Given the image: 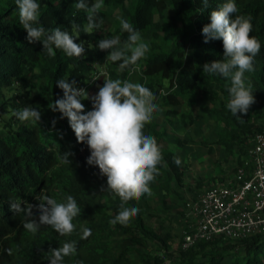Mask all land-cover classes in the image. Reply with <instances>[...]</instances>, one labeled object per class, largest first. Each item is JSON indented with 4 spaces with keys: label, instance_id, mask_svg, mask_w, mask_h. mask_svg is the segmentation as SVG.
Segmentation results:
<instances>
[{
    "label": "trees",
    "instance_id": "16d2710c",
    "mask_svg": "<svg viewBox=\"0 0 264 264\" xmlns=\"http://www.w3.org/2000/svg\"><path fill=\"white\" fill-rule=\"evenodd\" d=\"M75 2L41 0L40 23L46 29L61 27L70 32L74 23L80 25V36L75 42H84L85 53L81 58H69L61 50H56L55 57L47 56L42 42L28 41L15 0H0V118L4 120L0 123V264H49L48 252L71 240L77 242V252L65 257L64 264H163L165 254L152 256L145 248L149 240L156 238L168 247V237L160 236L149 227L141 211L135 215L134 224L113 223L125 203L138 207L137 200L124 202L118 193L107 190V177L98 166L86 163L90 155L87 144L77 140L68 118L51 108L63 96V90L56 84L59 79L69 82L75 79L87 91L88 99L82 101L85 112L92 110V98L105 80H133L134 71L119 72V62L108 61V51L98 48V41L105 38L98 30L92 34L82 31L87 24V13L75 9ZM222 3L223 0H210V6L205 8L202 0H105L104 5L120 8L126 20L141 34L152 32L151 37L144 38L151 48L138 61V68H142V82L157 93L159 106L175 107L168 108V112L179 113L185 124L187 118L193 122L190 108L203 85L205 94L220 101L215 107L204 108L213 120L224 125V132L216 142L232 151L241 138L264 133V122L260 119L264 114V0H237V15L252 17L250 35L262 43L254 58L255 71L246 73L255 103L240 116L242 120L226 109L230 81L203 72L205 63L223 59L222 41L205 43L202 33L203 27L210 23L211 11ZM168 9L172 12L171 19L165 14ZM111 14L103 7L99 18L105 21ZM119 31L122 40L125 39L127 33ZM164 31L173 35L172 42L164 37ZM105 64H109L107 72L99 73L98 65ZM28 75L46 81L36 97L41 101L37 107L42 118L35 125L17 121L13 114L9 119L4 118L11 113V102L15 110L21 106L18 95H9L10 87L15 83L25 85ZM145 131L162 146L164 162L158 168L166 174L167 182L173 173L181 180V164L174 163L175 152L162 145L166 130L160 129L153 118L146 122ZM65 152L70 153L71 164L59 162L58 156ZM244 163L245 160L240 161L239 166ZM41 194L58 202L67 195L77 199L82 212L74 219L76 228L70 236H61L47 225L35 235L23 228L25 214L14 211L12 204L19 203L21 208L38 205L40 201L36 197ZM33 212V218L38 220L39 213L35 208ZM84 229L91 230L86 238ZM207 245L211 246L206 254L208 264H264V231L240 240L200 242L183 250L182 257L173 264H195L197 249L203 250Z\"/></svg>",
    "mask_w": 264,
    "mask_h": 264
},
{
    "label": "clouds",
    "instance_id": "9594fccd",
    "mask_svg": "<svg viewBox=\"0 0 264 264\" xmlns=\"http://www.w3.org/2000/svg\"><path fill=\"white\" fill-rule=\"evenodd\" d=\"M15 3L20 24L27 31L30 43L42 42L43 52L49 57H55L56 50H61L69 58L83 56L84 42H75L80 36V25L74 23L71 32L61 27L46 29L40 23L41 0H15ZM104 4L105 0H76L75 9L87 13V24L82 29L84 33L103 30L99 13ZM202 4L207 8L210 0H202ZM238 12L237 0H223L211 11L210 23L202 29L204 42L221 40L223 59L205 63L203 72L230 81L226 109L242 120L240 116L255 103L253 87L246 73L255 71L254 58L260 52L262 43L250 35L252 17L237 15ZM120 24L122 32L127 33L126 38L122 40L120 35L103 38L98 41V48L108 51V61L119 62V72L138 71V61L148 55L151 45L142 37L140 30L126 19L121 17ZM56 84L63 90V96L51 108L62 113V117H67L77 140L87 144L90 155L86 163L98 166L101 174L107 177V190L118 193L124 202L133 198L138 201L150 194V184L159 174L158 165L164 162L162 146L156 137L145 131L146 122L151 121L155 112L160 110L157 93L138 79H107L92 98V110L85 112L82 101L88 99V93L77 85L75 79L70 82L59 79ZM13 115L20 122L33 125L42 118L41 111L32 106L14 110ZM69 155L68 152L60 154L59 162L71 164ZM174 163L179 166L181 159L176 157ZM36 199L40 201L38 205L29 204L26 208H21L19 203L12 204L14 211L24 212L25 230L35 235L47 225L61 236H70L74 232L76 225L73 221L82 212L75 197L67 195L58 202L47 194H41ZM33 208L39 213L38 220L33 218ZM139 211L137 206L125 203L113 218V223H128ZM90 234V229L83 230L84 238ZM76 252L77 242L66 241L62 246L51 249L47 260L49 264H64V258L74 256Z\"/></svg>",
    "mask_w": 264,
    "mask_h": 264
},
{
    "label": "rangeland",
    "instance_id": "374dc122",
    "mask_svg": "<svg viewBox=\"0 0 264 264\" xmlns=\"http://www.w3.org/2000/svg\"><path fill=\"white\" fill-rule=\"evenodd\" d=\"M104 8L109 9L112 14L103 21V30L98 29V33L105 38L121 36L120 18L126 19V14L120 8L108 5H104ZM165 14L168 19H171L170 9ZM158 19L164 22L162 18L158 17ZM151 34L152 32L143 33L142 37L149 38ZM162 34L172 42L173 35L170 32L164 31ZM98 67L99 73H105L109 64L98 65ZM141 73L142 68L134 71L133 80L138 79L142 82ZM45 83L46 81L38 76L28 75L27 83L25 85L15 83L10 87L9 95H18V103L21 105L19 109L26 106L38 108L41 101L36 100V97ZM167 90L166 88L165 91ZM203 91L204 86L200 85L195 96V103L190 108L194 117L193 122L191 118H187L188 123L185 124L179 113L168 112V108L174 109L175 107H160V110L155 112L154 120L159 124L160 129L166 130L162 145L173 150L181 159V180L173 173V178L167 182L166 174L159 170V174L150 184L151 193L142 196L137 201L147 225L160 236L168 237V247L156 238L149 240L145 248L152 256L163 257L162 255L165 254L163 264H173L182 257L183 233L188 224L195 222L194 203L198 201L200 195L214 185L230 182L237 174L240 161L249 158L254 145L252 135V137L241 138L232 151L216 142L219 135L224 132V125L213 120L204 108L206 106L215 107L220 101ZM157 102L160 103V100ZM15 108L11 102V113L4 118L9 119ZM260 119L264 122V114L260 116ZM3 122V117H1L0 123L3 124ZM129 222L134 224L135 216ZM210 248L211 246L207 245L203 250L197 249L199 254L195 264H208L206 254ZM233 251L236 250L233 249ZM133 257L138 258L136 254Z\"/></svg>",
    "mask_w": 264,
    "mask_h": 264
},
{
    "label": "built area",
    "instance_id": "2783aa9c",
    "mask_svg": "<svg viewBox=\"0 0 264 264\" xmlns=\"http://www.w3.org/2000/svg\"><path fill=\"white\" fill-rule=\"evenodd\" d=\"M194 209L195 222L183 233L184 250L203 241L240 240L264 231V133L254 136L249 158L236 176L206 189Z\"/></svg>",
    "mask_w": 264,
    "mask_h": 264
}]
</instances>
